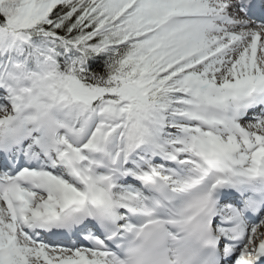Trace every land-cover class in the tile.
Wrapping results in <instances>:
<instances>
[{
  "label": "snow or ice",
  "instance_id": "obj_1",
  "mask_svg": "<svg viewBox=\"0 0 264 264\" xmlns=\"http://www.w3.org/2000/svg\"><path fill=\"white\" fill-rule=\"evenodd\" d=\"M0 264H264V0H0Z\"/></svg>",
  "mask_w": 264,
  "mask_h": 264
}]
</instances>
